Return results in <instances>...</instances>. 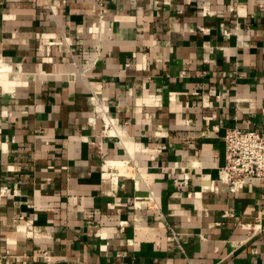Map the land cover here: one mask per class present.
Segmentation results:
<instances>
[{
  "label": "crops",
  "instance_id": "0c3cea01",
  "mask_svg": "<svg viewBox=\"0 0 264 264\" xmlns=\"http://www.w3.org/2000/svg\"><path fill=\"white\" fill-rule=\"evenodd\" d=\"M99 3L0 0V264H264V0Z\"/></svg>",
  "mask_w": 264,
  "mask_h": 264
},
{
  "label": "built area",
  "instance_id": "2783aa9c",
  "mask_svg": "<svg viewBox=\"0 0 264 264\" xmlns=\"http://www.w3.org/2000/svg\"><path fill=\"white\" fill-rule=\"evenodd\" d=\"M98 1L100 5L103 2ZM224 140L226 164L218 170L219 180L228 184L233 192L249 179L264 183V127L261 130L228 129ZM148 201L150 199H144L141 204ZM173 238L176 239L175 234Z\"/></svg>",
  "mask_w": 264,
  "mask_h": 264
},
{
  "label": "bare ground",
  "instance_id": "6f19581e",
  "mask_svg": "<svg viewBox=\"0 0 264 264\" xmlns=\"http://www.w3.org/2000/svg\"><path fill=\"white\" fill-rule=\"evenodd\" d=\"M123 162H116V163H111L112 166H117V167H123L124 165L122 164Z\"/></svg>",
  "mask_w": 264,
  "mask_h": 264
}]
</instances>
